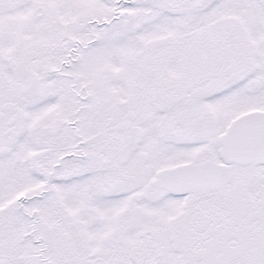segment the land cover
Wrapping results in <instances>:
<instances>
[{"label": "snow or ice", "instance_id": "1", "mask_svg": "<svg viewBox=\"0 0 264 264\" xmlns=\"http://www.w3.org/2000/svg\"><path fill=\"white\" fill-rule=\"evenodd\" d=\"M0 264H264V0H0Z\"/></svg>", "mask_w": 264, "mask_h": 264}]
</instances>
